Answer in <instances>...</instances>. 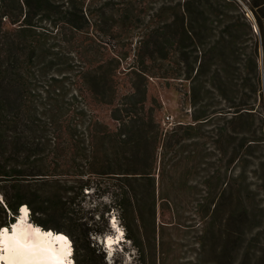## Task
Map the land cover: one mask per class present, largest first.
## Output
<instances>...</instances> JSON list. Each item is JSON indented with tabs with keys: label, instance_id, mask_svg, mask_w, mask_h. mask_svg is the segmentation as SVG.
<instances>
[{
	"label": "trees",
	"instance_id": "trees-1",
	"mask_svg": "<svg viewBox=\"0 0 264 264\" xmlns=\"http://www.w3.org/2000/svg\"><path fill=\"white\" fill-rule=\"evenodd\" d=\"M99 1L92 11V6L85 7L86 0H0V192L8 208L15 213L21 203H28L34 213L56 212L63 223L55 228L71 238L84 234L89 249V233L101 231L74 217L67 194L75 193V198L91 187V177L108 176L121 181L114 195L118 209L138 211L135 188L129 185L154 181L157 174L161 208L176 206L164 194L166 180L174 186L178 173L189 180L198 169V174H205L200 177L197 214L227 223L226 242L234 264L248 235L242 223L251 217L247 196L233 205L234 189L240 186L238 193L250 194L253 187L245 182L246 169L231 185L227 168L239 161L245 166L257 163V128L249 137L238 129L250 121L252 128L261 85L258 42L250 23L229 0H163L156 9L143 8L134 0ZM107 13H112L118 30H138L133 61L124 69L121 62L127 52L98 64L97 53L84 45L83 34ZM215 23L216 28H227L231 38L227 53L220 52L221 62L227 64L219 66L212 51L227 41L221 31L216 44H211ZM247 41L252 43L244 47ZM181 65L188 80L199 81L201 108L191 110L190 121L163 128L161 104L149 99L148 84L154 78H178ZM222 72L231 76L237 72V79L244 74L242 85L248 90L239 102L229 103L231 110L215 111L206 101L208 82ZM122 73L128 77L129 90L120 95L117 77ZM234 79L232 87L237 86ZM103 105L110 109L111 123L95 113ZM260 108L264 123L262 94ZM209 140L215 147L208 145ZM213 149L220 166L210 175ZM111 154L114 160L109 159ZM253 169L255 173L257 166ZM52 188L60 199L56 205ZM35 220L49 227L40 216Z\"/></svg>",
	"mask_w": 264,
	"mask_h": 264
},
{
	"label": "rangeland",
	"instance_id": "rangeland-1",
	"mask_svg": "<svg viewBox=\"0 0 264 264\" xmlns=\"http://www.w3.org/2000/svg\"><path fill=\"white\" fill-rule=\"evenodd\" d=\"M134 1L142 3L141 7L143 8L144 5H151L154 9L158 8L159 4L163 2V0ZM100 3L101 1L99 0H86L85 7L88 6L89 8L92 6L91 10L93 11ZM235 5L239 9L238 5ZM111 15L112 13H107L106 16L96 17L99 20H96L95 24L91 25L87 29V33L83 34L82 37L87 38L84 45L87 48L93 49V53H97L98 56L95 62L98 64L103 61H109L117 53L127 52L128 57L124 58L121 62L124 69L128 63L133 61L132 52L134 51L133 47L135 46L138 30L131 31L130 33L118 30L116 28L117 24ZM145 20L147 21L148 17H145ZM213 26L215 28L209 39L211 44H216L217 40L221 37V31L224 32L227 41L225 44L223 42L218 44V47L212 51L213 62L218 61L219 66L223 64L220 60V52L224 50L227 53L231 38L228 36L227 28L224 29L222 26L221 28H216V23ZM226 26L227 22L224 24V27ZM67 35L70 37L69 32H67ZM251 43L252 41H247L243 43V46L245 47ZM225 64H227V61ZM259 71L261 85L259 91H257V115L255 116L254 124L251 129L249 128L251 121L246 122V124L240 123L238 127L242 133H248L244 135L245 137L251 136L250 131L257 128V163H255L256 165L249 163L245 166V162L239 161L237 164H231L227 168V177L230 183H232L231 185H234L233 183H235L237 175L246 169L248 174L245 182L246 184H252L253 187L250 194L246 190L238 193L237 191L240 189V186H236L234 189L235 203L233 205H236L238 199L242 198V196H247L251 211L250 221L246 220L242 223L243 229L248 235L241 243L242 246L240 245V250L234 264H264V123L260 108V94H262L264 99V78L261 70ZM192 75L194 76V74ZM231 75V72L228 74L222 72L220 76H216L211 82H208L210 86L207 90L206 101L211 104V110H231V108H228L231 101L239 102L240 99L245 97L244 94L248 90L242 85L245 75L243 74V78L239 77V79H237V72L233 74L234 76ZM232 78H235L233 84H237V86L232 87ZM117 81L119 84V94L126 93L129 90L127 75L123 73L118 74ZM194 82L193 84L187 79L184 65H181V74L176 79L167 81L157 78L150 79L148 84L149 99L155 98L161 104L159 120L163 128L170 127L176 121H190L191 110L196 108V111H198L201 108L197 95L199 81ZM192 87H196V91L194 89L196 93L195 106L192 105L193 101H191ZM249 95L252 97L251 101H254L255 95L251 92ZM95 113L103 122L111 123L109 119V107L104 105L97 106ZM242 136L239 135L238 137L242 138ZM208 145L215 147L212 140H209ZM231 147H229V153H232ZM212 153L209 165L210 175L220 166L219 163H216L219 156L216 157V149H213ZM114 158L115 156L112 154L109 157L111 160H114ZM102 159L104 161L108 160L107 157H103ZM255 166H257V169L254 173L255 169L253 168ZM203 174L205 173L198 174L197 169V172L191 175L189 180H186L185 177H182V173H178L174 186H172V181L166 180L164 194L168 195L176 206L161 208V187L157 174H155L154 181L143 180L129 185L130 189L131 186L135 188L138 199V211L129 210L121 212L118 209L114 202V195L119 192L117 185L121 181L108 176L91 177L93 183L91 187L86 188L94 189V191L85 195V188L83 193L76 195L75 198H73L75 193H69L66 196L71 198H67L66 203L71 208L75 218H81L79 221L87 223L88 226L91 225L90 227L94 230L101 231L99 234L108 230L109 221L106 218V214L110 213L113 208L117 209L119 220L126 229L125 239L132 241L131 249L127 245L124 246V252L129 253L131 256V264H230V244L226 242L227 229L229 228L227 223L223 222L220 225L218 220L211 222L206 216L202 218L196 211V201L199 198V194L202 193V180L200 177ZM55 190V188L51 189L53 203L60 201L58 194V197L56 196ZM109 194L112 203H103L101 198ZM0 195H2V192H0ZM93 200L99 201L98 206L86 209L84 203L86 201L91 203ZM62 201L64 202L65 198ZM227 209H229V205ZM97 215L100 217L99 220L96 219ZM35 217L39 216H34V219ZM40 217L49 227L55 228L63 223L59 215L54 211H45ZM5 222H8V213L4 207L0 206V225H4ZM232 227L234 228L235 226ZM72 239L75 247L74 258L76 259V264H105L104 257L106 254L104 252L97 254V249L92 247L93 241L90 237L89 249L87 247L88 239L84 238V234L81 233L79 236L72 237ZM124 259L125 257L122 254H117L114 257L115 264H124Z\"/></svg>",
	"mask_w": 264,
	"mask_h": 264
},
{
	"label": "clouds",
	"instance_id": "clouds-1",
	"mask_svg": "<svg viewBox=\"0 0 264 264\" xmlns=\"http://www.w3.org/2000/svg\"><path fill=\"white\" fill-rule=\"evenodd\" d=\"M91 191L94 189L86 188L85 195ZM101 200L105 204L112 203L110 194ZM98 204L97 200L86 201L84 207L96 208ZM0 206L8 213V222L0 225V264H76L74 241L68 233L37 223L34 216L42 214L34 213L28 203H21L13 213L0 195ZM106 218L108 230L102 234L89 233L92 247L97 249V254H106L105 264H115L117 254L125 257L124 264H131V256L124 252V246L131 249L132 241L125 239L126 229L119 220V212L113 208ZM96 219H100L99 215Z\"/></svg>",
	"mask_w": 264,
	"mask_h": 264
},
{
	"label": "built area",
	"instance_id": "built-area-1",
	"mask_svg": "<svg viewBox=\"0 0 264 264\" xmlns=\"http://www.w3.org/2000/svg\"><path fill=\"white\" fill-rule=\"evenodd\" d=\"M236 3L250 23L258 42V64L264 73V0H229Z\"/></svg>",
	"mask_w": 264,
	"mask_h": 264
}]
</instances>
